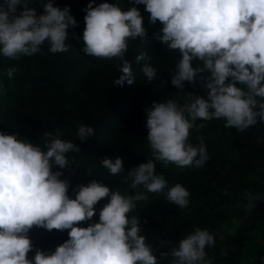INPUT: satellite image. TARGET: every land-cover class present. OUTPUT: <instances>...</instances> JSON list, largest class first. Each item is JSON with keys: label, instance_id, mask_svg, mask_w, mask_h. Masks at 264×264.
Listing matches in <instances>:
<instances>
[{"label": "clouds", "instance_id": "1", "mask_svg": "<svg viewBox=\"0 0 264 264\" xmlns=\"http://www.w3.org/2000/svg\"><path fill=\"white\" fill-rule=\"evenodd\" d=\"M133 2L145 6L150 24L159 21L163 25L155 39L180 55L170 72L171 84L184 91V82L195 84L198 75L207 72V76L199 75L207 96L188 93L182 105L169 99L154 101L145 109L153 158L127 172L125 179L135 190L132 195L121 194L94 179L77 184L72 198L70 182L60 178L62 171L53 169L69 166L66 154L81 151L77 144L45 132L41 147L18 134L0 131V264H158L152 246L141 235L140 220L128 214L137 202L148 199L146 192L164 193L166 200L179 208L188 206L190 193L179 183L169 187L164 175L156 173L155 162L165 167H203L209 159L203 137L197 138V146L189 143L190 131L205 126L198 125L197 120L224 119V127L241 132L264 122V0ZM31 3L0 2V56L10 60L31 57L42 53L45 43L53 54L69 50L67 29L77 27L70 8L54 6L53 0H39L43 12L38 14L36 8L29 7ZM83 11L81 51L97 59L117 58L119 76L113 79L114 85H131L135 77L132 63L125 59L128 41L146 37L139 8L123 10L116 3L90 0ZM147 59L146 52L135 57L136 63ZM193 60L203 66L194 68ZM16 71L15 67L7 70L9 79ZM141 71L147 82L157 77V69L149 63ZM3 91L0 84V93ZM76 135L87 141L94 136V129L81 124ZM123 163L119 156L101 161L113 176L124 172ZM245 196L251 210L257 197L249 193ZM101 200L106 202L95 222V206ZM84 223L86 227L81 226ZM34 226L49 232L67 231L68 239L54 251L34 250L29 237ZM214 244V235L197 227L161 257L171 256L170 264H213L206 258L205 248ZM33 250L35 254L29 258ZM260 259L264 264V257Z\"/></svg>", "mask_w": 264, "mask_h": 264}, {"label": "trees", "instance_id": "2", "mask_svg": "<svg viewBox=\"0 0 264 264\" xmlns=\"http://www.w3.org/2000/svg\"><path fill=\"white\" fill-rule=\"evenodd\" d=\"M2 2V0H0ZM116 3L123 10L136 6L143 17L146 37L129 40L125 59L132 63L134 82L123 87L114 85L118 78L117 58L97 59L85 55L82 35L85 28L84 8L90 0H53L54 6H68L77 21V27L67 29L69 50L53 54L49 46H42V53L31 57L21 56L10 60L0 56V131L18 134L19 138L43 146L44 133L51 132L65 141L77 144L81 151L67 153L70 161L62 171L61 179L70 182L69 195L79 183L97 180L121 194L132 195L127 172L147 159L152 153L147 140L146 108L154 101L169 99L185 103L188 93L207 96L201 86L199 74L195 84L184 82V91L171 84V74L180 59L178 51L169 50L155 39V33L163 25L157 21L149 23L150 13L144 5H135L133 0H95ZM95 6V5H94ZM38 14L43 12L39 0H32ZM146 52L149 59L136 63L135 57ZM149 63L157 69V77L147 82L141 69ZM192 66L202 67L199 60ZM17 71L9 79L7 70ZM161 81L166 83L161 84ZM239 86V85H237ZM179 91V92H178ZM224 119L197 120L205 126L199 131H190L189 143L197 146L198 137H203L209 159L203 167L179 168L174 164L165 167L156 161V173L163 174L169 187L179 183L190 193L185 208L169 203L165 194L145 193L146 201L136 203L129 216L140 220L141 235L153 248L158 264H170L172 257L162 258L161 253L178 247L179 240L195 228L207 229L214 235V246L205 248L206 258L213 264H261L264 257V122H258L244 131L226 128ZM94 129V136L81 141L76 133L79 125ZM123 158L122 172L111 175L101 161L104 157ZM141 191H144L141 189ZM167 189H165L166 193ZM245 193L257 197L255 207L247 209L249 203ZM96 207L95 222L99 210ZM238 209L242 213L236 214ZM81 226H87V223ZM29 237L35 249L54 251L56 246L68 239L67 231H47L33 227ZM167 241L168 243H162ZM29 253L32 258L35 251Z\"/></svg>", "mask_w": 264, "mask_h": 264}, {"label": "rangeland", "instance_id": "3", "mask_svg": "<svg viewBox=\"0 0 264 264\" xmlns=\"http://www.w3.org/2000/svg\"><path fill=\"white\" fill-rule=\"evenodd\" d=\"M244 210L243 209H238L236 214L242 213Z\"/></svg>", "mask_w": 264, "mask_h": 264}]
</instances>
